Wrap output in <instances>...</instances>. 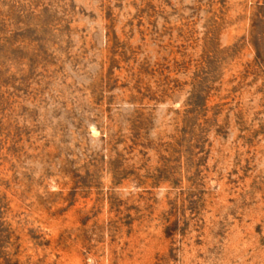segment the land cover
<instances>
[{"label": "rangeland", "instance_id": "374dc122", "mask_svg": "<svg viewBox=\"0 0 264 264\" xmlns=\"http://www.w3.org/2000/svg\"><path fill=\"white\" fill-rule=\"evenodd\" d=\"M0 264H264V0H0Z\"/></svg>", "mask_w": 264, "mask_h": 264}]
</instances>
